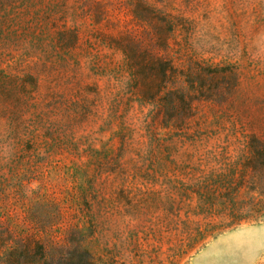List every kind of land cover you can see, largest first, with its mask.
I'll list each match as a JSON object with an SVG mask.
<instances>
[{
    "label": "rangeland",
    "instance_id": "1",
    "mask_svg": "<svg viewBox=\"0 0 264 264\" xmlns=\"http://www.w3.org/2000/svg\"><path fill=\"white\" fill-rule=\"evenodd\" d=\"M261 223L264 0H0L1 254L190 264Z\"/></svg>",
    "mask_w": 264,
    "mask_h": 264
},
{
    "label": "trees",
    "instance_id": "2",
    "mask_svg": "<svg viewBox=\"0 0 264 264\" xmlns=\"http://www.w3.org/2000/svg\"><path fill=\"white\" fill-rule=\"evenodd\" d=\"M143 7L146 10V12H149L151 10V7L148 4H143ZM127 38H126L127 45L129 47H135L140 45V42L135 40L133 37L129 36ZM149 56H150L151 68L149 69L148 75H150L149 77H151V81L153 83V87H152L153 90L148 96V98L150 100L155 98L162 100L159 103L160 111L177 112L178 108L176 104L171 103L170 107L166 108V105L170 103V100L166 99L168 97L169 92L166 95L159 96L160 91L163 89V77H165V73H166L165 68L163 69L162 66L165 65L166 67L168 64H166V61H164L162 57L157 56L152 52H150ZM157 65H161L162 68L160 73L158 72V76L155 72ZM226 68L229 67L215 68L214 70L211 71L226 70ZM139 72L141 74L143 73L142 71ZM160 76H162L161 79H159ZM233 76L235 80V74ZM176 99L178 100V103L182 105V110L184 112V115L189 114L192 109L191 99L184 96L183 92L181 94H177ZM2 243L3 242L0 240V264H95L93 258L90 256V253L87 250H84L83 248L77 247L76 255L72 258H67L65 256H62L61 259L56 260L53 256H51L48 253L50 249L52 248L56 249V246L54 244H43L39 241L31 242L24 246L25 250L21 252L23 256H15L16 254L15 252L1 254L2 248L4 247Z\"/></svg>",
    "mask_w": 264,
    "mask_h": 264
},
{
    "label": "crops",
    "instance_id": "3",
    "mask_svg": "<svg viewBox=\"0 0 264 264\" xmlns=\"http://www.w3.org/2000/svg\"><path fill=\"white\" fill-rule=\"evenodd\" d=\"M264 263V223L245 224L202 246L190 264Z\"/></svg>",
    "mask_w": 264,
    "mask_h": 264
}]
</instances>
